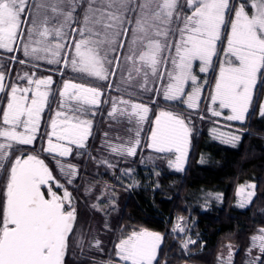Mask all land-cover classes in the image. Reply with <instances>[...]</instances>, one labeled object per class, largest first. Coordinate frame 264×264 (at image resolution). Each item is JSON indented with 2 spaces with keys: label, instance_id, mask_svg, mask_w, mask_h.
<instances>
[{
  "label": "snow or ice",
  "instance_id": "6c2138e0",
  "mask_svg": "<svg viewBox=\"0 0 264 264\" xmlns=\"http://www.w3.org/2000/svg\"><path fill=\"white\" fill-rule=\"evenodd\" d=\"M39 70L61 78L74 73L81 81L63 79L50 131L41 121L56 81L39 76ZM205 85L212 117L244 124L254 98L264 117V0H0V264H69L68 257L76 258L77 249L82 254L86 242L76 197L34 154L35 147L19 146H34L39 137L46 140L42 151L54 159L72 155L75 146L96 160L88 141L104 104L110 105L112 131L103 133L101 149L121 157L151 150L157 155L141 163L163 160L182 172L193 112L207 118L196 111ZM112 91L120 95H106ZM163 102L170 104L161 107ZM185 108L192 111L185 115ZM211 133L223 144L241 140L217 128ZM96 163L117 167L105 156ZM57 165L68 184L79 174L71 163ZM131 171L122 169L124 175ZM255 187H239V207L251 203ZM91 192L85 188V195ZM100 199L87 206L101 213L111 231L105 209L114 201ZM183 219L177 218L174 232L185 231ZM162 241L147 228L121 229L102 264H159ZM87 243L103 251L98 236ZM194 243L189 238L181 246L187 250ZM227 247L220 264H232V246ZM254 249L259 255L246 264H264V227L251 237L248 255Z\"/></svg>",
  "mask_w": 264,
  "mask_h": 264
},
{
  "label": "trees",
  "instance_id": "16d2710c",
  "mask_svg": "<svg viewBox=\"0 0 264 264\" xmlns=\"http://www.w3.org/2000/svg\"><path fill=\"white\" fill-rule=\"evenodd\" d=\"M214 73H210V76ZM65 75L57 80L54 95L51 99V108L57 98V90ZM75 82V78L70 77ZM69 79V78H67ZM210 88L206 85L205 101L197 110L206 119L201 120L193 112L192 123L199 136L191 138L189 157L182 173H169L168 165L165 161L159 164L160 176L156 180L160 184L156 192L148 190H135L131 193L121 190L117 201L118 210L110 213L108 222L111 231L105 230L108 236H102L104 243V253L89 252L83 248V253L77 249V257H68L69 264H102L103 259L110 258L113 252L114 237L121 229L147 228L159 232L163 236V243L159 251V264H218L220 249L232 244L237 251L234 255L233 264H246V252L251 244V237L256 234L260 227H264V120L259 115V103L254 98L250 115L244 124L237 125L231 122H221L211 117L206 112L208 107V97ZM111 95V93H107ZM264 95L260 100L263 101ZM148 103L147 100L144 101ZM110 105H101L97 119L93 128V135L89 138L88 149L93 155L101 151V141L103 133L108 130L104 116ZM166 106L165 103L160 105ZM155 108L156 106L153 105ZM255 112L252 115V112ZM189 111H185V115ZM50 107L45 117H51ZM149 125H145L147 129ZM219 127L225 132H233L241 136V140L235 146L208 143V134L212 128ZM146 136L142 134V143ZM43 139L38 137V142L34 146H27L31 150L35 147V153L43 156L45 162L50 166L55 174L54 162L60 160L68 164L71 163L78 168L79 174L75 180V188L71 193L76 197L78 210L81 214L80 220L86 238L91 232L95 222L104 224V219L100 213L91 210L87 205L86 198L82 195L87 181L96 178V173L101 172L95 167L94 160L88 154L77 155V150L68 157H56L42 151ZM148 153L147 149H138V155L131 162H123L125 167H139L142 157ZM208 156V163L201 165V156ZM246 182L256 184V194L250 206L246 210L236 208L237 188ZM206 191H214L221 195V204L213 206L210 210H202L198 203L193 202L192 197L200 198V194ZM198 196V197H197ZM193 199V200H192ZM195 201V200H194ZM192 211L196 216L197 223L195 229L200 236V241L193 247V254L190 256L179 254V241L170 235L171 219L176 214L188 215ZM167 217H170L169 219ZM108 260V259H107ZM104 259V261H107Z\"/></svg>",
  "mask_w": 264,
  "mask_h": 264
},
{
  "label": "rangeland",
  "instance_id": "374dc122",
  "mask_svg": "<svg viewBox=\"0 0 264 264\" xmlns=\"http://www.w3.org/2000/svg\"><path fill=\"white\" fill-rule=\"evenodd\" d=\"M129 35H130V33H129ZM44 67L50 68V67H53V66H50V67L49 66H44ZM50 74L53 75V76H56V75L59 76V74L54 73V72H51ZM65 75L67 76V78L73 77V78H75V80H79V79L76 78V75L77 74L67 72ZM119 75L120 74L117 73V77L115 78L117 81L119 80ZM125 75H126V73H125ZM76 82H81V81L79 80V81H76ZM159 86L160 85L158 84L157 87H159ZM121 87H123V85H121ZM106 95H107V92H106ZM118 95H120L119 92H116V91H112L111 92V96H118ZM125 98H127V97H125ZM102 99H103V97H102ZM49 100H50V97H49ZM59 100H60V98H59V96L57 94V99L53 102V107L51 108V105L52 104L49 106L50 107L51 114H52L51 117L54 116V112H55V110L58 107ZM263 100H264V98H263ZM50 103H51V101H50ZM163 103H165V102H163ZM165 104L166 105H169L170 103L169 104L168 103H165ZM180 107L183 108L184 106L181 105ZM100 108H101V106H100ZM100 108L97 110V114L99 113ZM185 111H192V110H187L185 108ZM104 118H105V121H106V124H107V127H108V130H106V131H110L111 132L112 129L109 128V124L112 123V122L107 118V113L104 116ZM213 118H215V119H217L218 121H221V122H229V121L224 120L223 117H213ZM96 119H97V115L94 117V125H95ZM261 119L264 120V117H261ZM48 123H49V120H47V125L45 127H42L43 130L50 131V128L48 127ZM231 123H234V124H237V125H241L239 122H231ZM194 126L195 125L192 123L193 131H192V136L190 137V140H191L192 137L194 139L196 136H199V133H200V130L198 129V132H197L196 129H194ZM216 128L219 129L220 131H223L219 127H216ZM207 137H208L207 144L208 143H210V144L217 143V144H221V145H224V146L225 145H228V144L221 143L218 139H214L213 138V135L211 133V130H210V133L208 134ZM103 139H104V136H102V140ZM112 139H113V142H116L114 136L112 137ZM41 144L44 145V147H45L46 146V140L43 139V142ZM19 147H27V146H19ZM77 151L78 152H81V153H84V154H87V152L85 150H83V149H78ZM148 153L149 154H146L144 157H147L149 155H152V156L157 155L155 153H152L151 150H148ZM92 156L95 157L96 160H99V158L101 156H105L109 160H111L112 162L116 163L117 167L115 169H108L106 166L101 165V164H98V163H96V160H94L96 169L102 170V171L101 172H97L96 173L97 174L96 175V178L94 180L91 179L90 181H87L86 184H85V186H84L82 195L86 198L88 205H90L91 203L96 202L97 201V197H101V199L99 201L101 204H105L108 201H114V204H109L106 207L105 210L109 214L110 213H115L118 210V201H117V199L119 197L118 194H120V191L121 190L124 189V190H126V191H128L130 193L132 191L139 190V189L148 190V191L150 190L152 192H156L158 190V188H159V187H157V185L160 186V184L156 180V177H159L160 176L159 164L162 162V160H156L154 163L147 162V161L145 163H141L140 162L139 165H138L139 167H125L123 165V162L124 163L125 162L126 163L127 162H131L134 157L113 156V155L110 154L109 151L103 150V149L101 151H97V153L95 155L92 154ZM201 157H203V161L204 162L201 163V160H200V164L201 165H206V163H208V156L202 155ZM54 163L56 165V172H57V175L56 176L58 177L56 179L59 180L61 183H63L68 188V190L71 192V189L75 188V180H76V178L73 180V182L71 184H68L67 183V179L68 178L61 173L60 168L57 165V161H55ZM122 169H132L130 176L129 175H124L122 173ZM168 169L170 170L169 173H172V172L182 173L183 172V171L182 172H177L174 169H171L169 167H168ZM156 172H159V175H156ZM247 184H255V183H253V182H246V183H243L242 185H247ZM89 186L92 187V192H91L90 195H85V188H87ZM239 187L237 188V190L239 189ZM59 191L62 194V191L63 190L61 189ZM246 191H251V189H247L246 188ZM254 192L256 194V187L254 189ZM113 193H115V194L113 195ZM255 194L252 197V200L254 199ZM199 197L200 198H196L194 196L192 198L195 201L193 199L192 200H193V202L198 203V206L203 211L204 210H210L211 207H213V206H219L221 204V195L219 193H217V192H214V191H206V192L204 191V192H202L200 194ZM239 200H240V197L237 195V191H236V208L237 209H239V210H246L250 206V204H251V203H249L246 207L241 208V207L238 206V201ZM97 213H99V212H97ZM192 213L193 212L190 210L189 213H188V215L176 214L170 220L171 221V223H170L171 224L170 235H172V238L173 239H177L179 241V244H180L179 245L180 246L179 247V249H180L179 250V254L180 255H185V256L192 255L194 253L193 252V247L201 239L200 236H199V234L197 233V231L195 229V225L197 223L196 216H194ZM108 217H107V219H108ZM178 217H183L184 218L183 219V226L185 228V231L184 232H174L173 231V228H174L175 224L177 223V218ZM167 218L169 219L170 217H167ZM103 219H104V217H103ZM93 229H95V232H93ZM105 230H108V229H105L104 228V224L102 225V223H99L98 221L94 223L91 232L89 233V235L86 238V242H85V248H86V250H88L89 252L98 253L100 255H103V253H104V244H106V243L103 242L102 236H104V235L105 236H108V234H105L106 233ZM125 230H127V228H125ZM94 235L95 236H98L99 239L103 242L102 245H101V247L103 248V251L102 252L101 251H97L95 248H91L90 245L87 243V240H90ZM119 236H120V231L118 232L117 236L114 237V241L118 240ZM189 238L191 240L196 241V243L189 244L188 249L185 250L181 246L182 245V241L183 240H187ZM227 245H231L232 246V250H233V260H232V264H233L234 255H235L237 249L232 244H227ZM227 245L223 246L220 249V252H219L218 257H220L221 259H226L227 256H228L229 249H228ZM257 255H259V252L257 250H255V249L253 250V253H252L251 256L248 255V253H247L246 254V262L251 261L253 259V257L254 256H257ZM104 259L107 260L109 258H106L105 257ZM104 259H103V257H100V260H101L100 262H103ZM218 264H220V261L219 260H218Z\"/></svg>",
  "mask_w": 264,
  "mask_h": 264
},
{
  "label": "crops",
  "instance_id": "0c3cea01",
  "mask_svg": "<svg viewBox=\"0 0 264 264\" xmlns=\"http://www.w3.org/2000/svg\"><path fill=\"white\" fill-rule=\"evenodd\" d=\"M45 66H47V65H45ZM50 67V66H49ZM15 68H16V70H19V68H20V66L19 65H16L15 66ZM51 68V67H50ZM196 71L198 72V69H196ZM52 72V71H43V70H39L38 72H37V74L39 75V76H41V77H43V76H47V75H51L50 73ZM56 75V74H55ZM201 75H203V74H201ZM209 75H210V73H209ZM53 79L56 81V83L53 85V92L51 93V95H50V101H51V99H52V97H53V95H54V88L56 87V85H57V80H58V76L56 75V76H53ZM62 83H63V81L61 82V84H60V86L62 85ZM205 88H206V85H205ZM186 91H190V88H187L186 87ZM57 94H58V92H57ZM57 99V98H56ZM204 101H205V91L203 92V95H202V99H201V104H200V107H201V105L204 103ZM264 101V100H263ZM165 103H170V102H165ZM50 106V105H49ZM199 107V108H200ZM48 109H49V107H47L46 109H45V112H44V114H43V118H42V121H41V126L42 127H45V116L47 115V113H48ZM197 111V110H196Z\"/></svg>",
  "mask_w": 264,
  "mask_h": 264
},
{
  "label": "flooded vegetation",
  "instance_id": "af4514ba",
  "mask_svg": "<svg viewBox=\"0 0 264 264\" xmlns=\"http://www.w3.org/2000/svg\"><path fill=\"white\" fill-rule=\"evenodd\" d=\"M58 77H60V75L58 76ZM46 147V146H45ZM73 150H78V149H76L75 148V146H73ZM34 154H36V155H38L41 159H43V156L41 155V153H39V154H37V153H34ZM46 163V162H45ZM47 164V163H46ZM48 165V164H47ZM48 167H49V169L51 170V168H50V166L48 165ZM54 170H55V174H54V172H53V175L56 177V178H58L56 175H57V172H56V165L54 164ZM45 191H46V189H45Z\"/></svg>",
  "mask_w": 264,
  "mask_h": 264
},
{
  "label": "water",
  "instance_id": "95a60500",
  "mask_svg": "<svg viewBox=\"0 0 264 264\" xmlns=\"http://www.w3.org/2000/svg\"><path fill=\"white\" fill-rule=\"evenodd\" d=\"M150 231H152V230H150ZM155 232V231H154ZM157 233H159V232H157ZM161 234V233H160ZM162 235V234H161ZM163 237V236H162ZM162 243H163V241H162ZM162 243H161V246H162ZM161 246H160V248H161ZM158 255H159V253H158ZM158 258V257H157Z\"/></svg>",
  "mask_w": 264,
  "mask_h": 264
}]
</instances>
